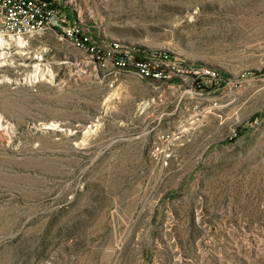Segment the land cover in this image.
<instances>
[{
    "label": "rangeland",
    "instance_id": "rangeland-1",
    "mask_svg": "<svg viewBox=\"0 0 264 264\" xmlns=\"http://www.w3.org/2000/svg\"><path fill=\"white\" fill-rule=\"evenodd\" d=\"M54 3L0 41V264H264V0Z\"/></svg>",
    "mask_w": 264,
    "mask_h": 264
},
{
    "label": "built area",
    "instance_id": "built-area-1",
    "mask_svg": "<svg viewBox=\"0 0 264 264\" xmlns=\"http://www.w3.org/2000/svg\"><path fill=\"white\" fill-rule=\"evenodd\" d=\"M65 19L58 8H54V0H0V37L4 40L15 42L32 36V29L48 28L58 30L63 27ZM67 34L72 38L73 27L66 28ZM87 38L78 41V45H84ZM157 55V54H151ZM170 64V71L165 72V79L179 78L183 74L199 73L194 68L180 64L177 60L167 55L160 56ZM134 68L139 74L140 69L159 70L149 63L131 62L125 60V66ZM210 77L218 76L215 70L204 69L202 72ZM149 79V78H148Z\"/></svg>",
    "mask_w": 264,
    "mask_h": 264
},
{
    "label": "bare ground",
    "instance_id": "bare-ground-1",
    "mask_svg": "<svg viewBox=\"0 0 264 264\" xmlns=\"http://www.w3.org/2000/svg\"><path fill=\"white\" fill-rule=\"evenodd\" d=\"M56 1V0H54ZM54 8H57L54 3ZM59 11V9H58ZM48 28H39V29H32V36L38 33H42L47 31ZM0 37V41H3ZM22 41V39H21ZM95 56V55H94ZM136 63H149L151 66H154L158 68L159 70H156L153 72L152 69H140V73L144 77H152L154 79H165V72L164 71H170V64L168 63L167 60H164L160 56H154V55H146L140 60H136ZM123 64L125 65V61H123Z\"/></svg>",
    "mask_w": 264,
    "mask_h": 264
}]
</instances>
